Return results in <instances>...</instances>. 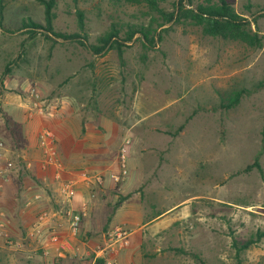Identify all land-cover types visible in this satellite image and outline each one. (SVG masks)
Masks as SVG:
<instances>
[{
    "label": "rangeland",
    "instance_id": "rangeland-1",
    "mask_svg": "<svg viewBox=\"0 0 264 264\" xmlns=\"http://www.w3.org/2000/svg\"><path fill=\"white\" fill-rule=\"evenodd\" d=\"M203 1L184 2V6L195 8ZM170 2L161 4L166 12L172 10ZM227 2L242 23L257 34L259 47L207 35L188 19L156 27L161 19L155 15V43L144 47L138 34L124 41V32L125 24L150 22L146 8L124 4L114 12L108 1L99 0H78L76 5L57 0L52 32L78 34L76 40H62L47 31L41 1L0 0L1 144L15 138L19 116L11 115L12 109L25 111L27 118H40L39 131L35 125L38 138L45 130V119L52 126L56 119L61 122L70 106L92 123L105 116L126 124L139 118L127 116L133 101L138 111L144 107L152 114L148 122L159 127L158 132L176 135V128L187 120L185 144L197 136L198 125L213 130L214 162L203 158L197 162L201 152L192 153L189 147L188 158L181 164H160L159 182L150 178L153 187H163L169 196L160 199L155 194V209L209 190L218 199L190 198L187 217L157 232H146L141 249L149 264H264V225L257 219V211L253 208L240 213L228 206L239 202L242 194L255 192L249 179L261 168L247 172L244 168L255 159L264 163V0ZM76 10L84 15L82 30ZM111 22L123 26L117 39H112L120 44L119 49L107 47L100 54L92 53L88 46L110 31ZM241 89L246 92L237 105L221 107L224 94ZM37 107L43 115L36 113ZM29 108L33 109L31 116ZM124 199L120 196L114 203L107 201V215ZM22 229L0 224V264L32 261L28 257L32 253L26 250L35 245L25 239L27 231ZM249 239L253 243L238 260L231 242Z\"/></svg>",
    "mask_w": 264,
    "mask_h": 264
},
{
    "label": "crops",
    "instance_id": "crops-1",
    "mask_svg": "<svg viewBox=\"0 0 264 264\" xmlns=\"http://www.w3.org/2000/svg\"><path fill=\"white\" fill-rule=\"evenodd\" d=\"M137 109L140 108L133 101L127 116L133 114L139 118L123 125L115 118L105 116L99 117L95 123L84 120L74 106H70L67 113L65 111L68 116L62 117L61 122L56 119L53 126L48 123V118L45 119L44 129L54 137L56 158L62 166L61 177L73 182L69 184L68 192H72L70 198H67L66 188L63 190V183L55 179L54 170H42L40 167L43 155L38 132H35L40 118H27L25 111L10 110L11 115L19 118L14 128V140L5 141L0 148V215L3 216L0 224L23 228L27 233L32 226L38 227L39 234L24 236L35 245L34 249L26 250V253H32L28 256L32 259L29 264H94L99 250L106 251L114 264H149L141 249L146 232H157L187 217L190 198L206 196L209 200L217 201L214 192L209 190L155 209V194H159L160 199L169 197L163 193V187H153L151 184L152 179L160 181V164L166 161L181 164L183 159L188 158L189 147H192V153L201 152L197 162H201V158L214 162L217 155L216 138L209 126L206 128L201 124L197 126V136L188 139L189 143L185 144L189 123L176 135L170 136L158 132L161 129L148 122L152 114L146 108ZM62 124L65 127L61 129ZM36 126L39 131V125ZM16 133H20L17 138ZM125 140L129 141L126 148L128 173L119 185L114 184L110 176L117 172V156ZM192 143H195L194 148ZM259 165L261 172L257 171L249 179L255 184V192L250 196L242 194L239 202H231L228 206L240 213L254 208L257 219L264 225V163L260 162ZM84 175H99L102 183L96 185L84 181ZM120 196L125 199L113 208L110 216L107 215V201L114 203ZM247 196L251 199L246 200ZM152 208L153 211L149 212ZM66 210L81 212V223L72 249L64 253L58 252L49 242L48 232L56 226H62L61 232H65ZM5 215L7 220L4 219ZM200 219L197 218L198 221ZM116 228L127 233L129 244L111 251L118 246L112 236ZM106 229L108 231L104 232Z\"/></svg>",
    "mask_w": 264,
    "mask_h": 264
},
{
    "label": "trees",
    "instance_id": "trees-1",
    "mask_svg": "<svg viewBox=\"0 0 264 264\" xmlns=\"http://www.w3.org/2000/svg\"><path fill=\"white\" fill-rule=\"evenodd\" d=\"M39 1H41L44 6L47 31L53 33L56 38L62 40H76L78 38V34L52 32L51 30L50 24L51 19L55 16L54 10L56 9L57 0ZM70 1L73 5H76L78 0ZM102 1H108L113 7L114 12L118 6L124 4L143 6L146 8L147 12L145 14L151 17L150 22L145 25L125 24L127 26L124 32L126 35L124 41H130L135 34H138L144 44V47H146L147 44V47L151 48L155 43L154 33L156 32V29L153 27V23L156 22V19H154L152 15L161 19L160 23L156 24V27H162L164 24L177 22L181 19H188L192 24L201 27L202 31L207 35L220 37L224 40L240 41L252 47L260 46L257 34L251 31L248 26L249 24L242 23V18L238 16L232 5L228 3L227 0H204L202 3L197 4L195 8L188 9L184 6V2L191 5L193 0H171L170 5L172 10L170 12H166L161 6L162 2L168 0H99V3ZM75 14L80 29L82 30L84 19L83 12L76 10ZM35 26L36 28H39L38 25ZM122 27L123 26L118 23L115 24L114 22H111L110 31L97 38L96 44L89 45L88 49L94 54H100V52L107 47L109 49L116 47L118 50L120 44L114 40L117 39L119 30L122 29ZM157 39H159V35ZM245 92V90L241 89L231 92L230 94H224L221 97V107L228 109L234 107L238 104L239 99L243 96V94H245ZM186 122L187 120H185L183 124L179 125L176 128L175 133L180 132ZM261 135L264 141V128L261 131ZM254 167L260 169L257 159H255L253 163L247 165L243 171L247 172ZM252 243L253 241L251 239L246 240L245 242H238L236 240L231 242V245L235 250V256L238 260L241 252L247 250ZM94 264H103V262L101 260H96ZM237 264H239V261H237Z\"/></svg>",
    "mask_w": 264,
    "mask_h": 264
},
{
    "label": "built area",
    "instance_id": "built-area-1",
    "mask_svg": "<svg viewBox=\"0 0 264 264\" xmlns=\"http://www.w3.org/2000/svg\"><path fill=\"white\" fill-rule=\"evenodd\" d=\"M38 115H43V111L41 107H37L34 109ZM33 109L29 108L28 114L31 116ZM39 144L42 149V160L40 162V167L42 170L52 169L55 172V179L58 181H61L63 190H67V198H70L72 195V192L69 191V184H73V182L66 181L62 179V166L58 162L56 158V151L53 146L54 140L53 135L49 130H43L38 137ZM129 144L128 140H125L123 144L121 145L117 157V172L115 174H112L110 177L114 184H118L121 181L125 179L127 176V145ZM2 147V144L0 143V148ZM1 174V172H0ZM83 180L94 183L96 185H100L102 183V177L101 176H94V177H88L86 175L83 176ZM85 206L83 205V208ZM65 222H64V233L61 232L62 226H56L49 230L48 232V238L49 242L52 243L58 252H64L67 249H72V246L79 234L80 229V223H81V212H74L72 210H66L65 211ZM113 238L115 239V242L118 244V246L114 249L110 248L111 251H115L120 248H124L128 246V236L127 233L120 228H116L113 231ZM36 234H39V229L37 226H32L30 228V231L27 233L28 237H33ZM6 237V236H5ZM19 245V244H17ZM97 255V260H101L103 264H114V261L111 260L109 257V254L104 250H99Z\"/></svg>",
    "mask_w": 264,
    "mask_h": 264
}]
</instances>
